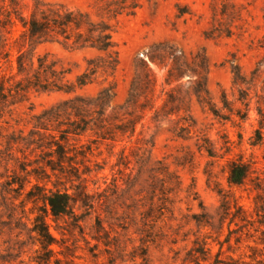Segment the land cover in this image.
I'll list each match as a JSON object with an SVG mask.
<instances>
[{
	"label": "rangeland",
	"instance_id": "374dc122",
	"mask_svg": "<svg viewBox=\"0 0 264 264\" xmlns=\"http://www.w3.org/2000/svg\"><path fill=\"white\" fill-rule=\"evenodd\" d=\"M36 2L106 21L119 63L112 70L106 52L39 42L18 20L0 28V264H264V0L14 7L26 17ZM7 4L0 0L1 12ZM93 60L91 81L73 86ZM37 73L72 91L29 86ZM133 84L137 101L127 110ZM202 86L207 98L197 95ZM106 87L115 96L104 127L88 120L80 135L62 137L75 124L57 106ZM235 160L250 168L240 184L228 180ZM81 180L92 207L54 216L46 197L73 194ZM38 215L55 238L48 247Z\"/></svg>",
	"mask_w": 264,
	"mask_h": 264
},
{
	"label": "trees",
	"instance_id": "16d2710c",
	"mask_svg": "<svg viewBox=\"0 0 264 264\" xmlns=\"http://www.w3.org/2000/svg\"><path fill=\"white\" fill-rule=\"evenodd\" d=\"M9 9L1 12L0 10V28L10 30L13 28L16 21H20L24 27V34L32 39L39 40V42L44 41H59L70 45L73 48H85L90 47L97 49L99 51L106 52L109 56V60L106 62L105 67L115 70L118 63V51L113 40V30L111 26L104 20L95 22L93 21L89 14L71 10L60 5H42L36 2L32 12L28 16H22L15 9V0H9ZM3 35L0 34V38ZM39 67H42V62L40 61ZM22 68V60L19 56V71ZM99 66L91 61L88 65L87 70L76 77L73 86H84L91 81L92 76L97 72ZM233 72L235 75V80L240 79L241 72L239 66L233 67ZM34 78L29 80V86L37 87L42 89H57L64 90L66 92L72 91V88H63L60 84H42L40 82V76L35 74ZM6 88L4 84L0 86V95L4 94ZM207 90L203 88L197 95L199 97L207 98ZM137 92L133 84L131 86L129 96L124 104L125 109L133 108V104L137 101ZM115 96L114 90L111 87H106L102 89L95 97L85 98L77 96L75 98H70L64 101L61 105L57 106V114L60 116L68 115L74 118L72 123H74L73 128H67L62 130V137L68 134L80 135L86 129V125L89 121H96L101 127H104L106 121L105 112L110 107L111 102ZM225 106H227V100L224 97L223 100ZM210 106L211 112L219 117H223V114L211 102H207ZM132 116V115H131ZM132 132L135 131L136 121L129 119ZM83 125V126H81ZM98 125V124H97ZM103 133H106L103 130ZM60 155H62L63 148L59 143ZM250 172L249 166L242 161H232L229 166V177L228 180L232 184H240L248 176ZM80 177L81 176H77ZM84 181L78 184L77 189L73 194L69 191L56 190L50 192L46 197V202L49 206L51 213L56 216L74 215L75 208L79 204L92 207V200L89 194L85 192V187L83 185ZM81 186V187H80ZM261 223L264 224V210L262 214ZM36 231L40 236V242L43 247H48L51 245L55 238L50 233L48 225L43 217V215H38L36 217Z\"/></svg>",
	"mask_w": 264,
	"mask_h": 264
}]
</instances>
